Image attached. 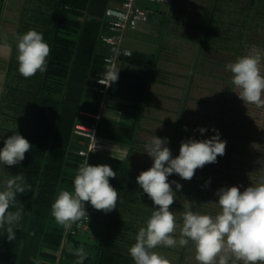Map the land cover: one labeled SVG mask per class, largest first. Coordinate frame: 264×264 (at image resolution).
Returning <instances> with one entry per match:
<instances>
[{"label": "trees", "instance_id": "1", "mask_svg": "<svg viewBox=\"0 0 264 264\" xmlns=\"http://www.w3.org/2000/svg\"><path fill=\"white\" fill-rule=\"evenodd\" d=\"M112 1L29 0L23 8L22 25L20 22L16 37L29 30H36L43 34L45 42L51 48V53L48 57L47 70L25 79L18 71L15 38L8 76L12 71L15 75L13 82L9 84L8 96L1 97L0 115L7 116L8 122H18L16 124L18 127L0 124V150L3 149L5 140L17 132L33 147L18 165L17 174L11 166L9 174L3 175V178L23 174L27 183L31 184L32 190L31 192L26 191L23 195L17 194L16 207H24L25 212L16 229V239L13 242L7 241L6 229H0V264H76L78 258L73 255V250L81 246L89 254L84 264H134L126 246L129 245L130 248L135 243V239L131 234L128 236L126 232L133 231L132 228H135V225L132 226V224H136L140 217L134 213L133 215L126 213L131 205L140 201L141 196H147L137 184L139 174L133 169L137 166L134 157H149L145 153V146L148 143L140 137L144 130L142 120L146 117L147 109L154 107L160 110L162 96L165 98L170 96L164 92L155 91V86L168 90L171 88L172 91L173 89L177 91V89L163 80L160 72L164 68L158 66V55H147L135 51L131 56L121 54L116 63V68L120 71L119 79L112 84L110 92H113L115 88L120 89L119 93L116 90L115 92L117 94L124 92L128 97L113 95L124 101L135 103L137 110L133 113L111 111L115 115L102 111L103 93L101 91L104 86L97 82V78L99 75L103 76L108 67L106 58L109 57V53L101 47V40L103 36L112 34L103 18ZM221 2L222 0H218L217 6L213 9L216 17L223 15ZM6 5V0H0V30ZM237 6L243 7L244 10L236 13H241L246 17L242 29L237 22L231 24L230 17L228 22H223L222 29L217 26L212 27L216 21L210 12V18L207 13L205 16L210 27L203 25L202 29L200 27L196 29V33L194 30L189 31L196 34V51L197 45L200 47L195 54L197 57L196 71L190 75L189 86L181 88L186 89L185 102H189L190 93L187 92L193 86L194 74L203 70L199 68V65L202 51L205 47L208 48L209 39H221L220 36L226 34L223 40L226 42L227 30H235L234 36L230 37L235 40L231 47H235L236 43L240 42L238 47H243V50L246 47V51L237 52L228 45L226 49L234 51L236 55L240 54L239 57L248 52L257 53L252 51V46L264 47L256 43L259 42L257 38L262 37L259 35V26L264 25V0H244V3L238 2ZM225 23H228L226 27ZM137 31H128L127 34H135L138 33ZM250 45L252 49L248 50ZM218 47L220 46L216 48ZM125 48L128 49L126 46ZM188 66L191 65H187V68ZM203 73L209 76L214 74L213 72L208 73L207 70ZM170 75L172 73L168 77ZM232 90L233 87L226 95L229 96ZM148 96H154L153 99H157V103L149 104ZM222 107H224V116L231 112L229 104ZM6 108L9 113L2 114V110ZM185 109L183 106L179 109L182 118L188 114L187 110L184 111ZM78 124L97 128L98 145L103 147L101 152L92 153L88 157L79 154L80 150L88 148L89 140L75 133V127ZM181 124L189 127L184 118ZM212 133L215 132L212 131ZM183 135L196 140L207 139L201 135L190 136L186 132L177 136L182 137ZM180 142V140L174 142L172 153L176 152L174 149H180ZM107 143L126 145L128 147L127 156L122 157L124 154L121 153L119 155L110 153ZM107 156L117 165L115 169L113 168L117 174L116 178L110 179L111 185L119 191L117 209L109 213L97 210L98 212L91 215L90 220L82 229L74 234L71 231L66 232L51 215L54 199L61 189L74 191V176L84 160L88 159L91 166H98V161L108 159ZM221 157L223 156L217 158L216 163L202 168L203 178L200 181L197 180L200 183L199 194L185 193L189 197H199L198 201L202 204L200 205L201 210L192 208L193 211L212 216L217 213L213 208L210 209L207 203L211 200L209 193L214 185L218 184L217 175L220 174L228 182L233 180L230 174L232 169L226 166L229 164L228 160L223 159V163ZM255 164L254 166L259 168L262 163L256 162ZM220 165L225 166L220 168ZM204 177L206 183H203ZM188 185L183 186L188 190ZM205 200H207L206 210L205 206L203 207ZM150 202L154 208L151 199ZM16 207L10 208V211H15ZM141 221L144 223L143 220ZM123 225L126 226L125 229ZM123 244L126 246L123 247Z\"/></svg>", "mask_w": 264, "mask_h": 264}, {"label": "clouds", "instance_id": "2", "mask_svg": "<svg viewBox=\"0 0 264 264\" xmlns=\"http://www.w3.org/2000/svg\"><path fill=\"white\" fill-rule=\"evenodd\" d=\"M3 39L7 41L6 34ZM16 41L19 73L29 79L38 72H45L51 48L43 34L29 30L18 35ZM107 64L98 83L110 87L118 81L120 71L111 60ZM225 67L232 74L231 84L239 90L238 97L244 103L264 107L262 56L249 53ZM198 131L203 134L208 130L199 128ZM212 131L216 135L209 139L182 141L176 158L167 146L168 138L154 136L145 146L154 163L139 174L137 184L155 207L146 226L139 228L135 243L129 248L134 264H170L169 259L154 249L177 245L187 247L189 242L195 246L197 264H264V177L244 191L237 186L220 188L215 193L218 203L214 204L220 209L215 216L193 211V204L188 202L180 213V238H175L177 217L170 207L175 203L176 192L182 189V185L175 180L169 182L168 178L177 174L181 179L191 181L198 169L216 163L218 157L225 155L227 142L221 140L217 129ZM32 147L18 132L11 135L0 150V164L9 167L20 164ZM261 163L264 164V161ZM116 175L108 165L91 166L88 159L84 160L74 176V191L61 189L54 199L51 215L56 223L66 232L70 231L74 224L88 218L86 203L105 213L117 209L119 191L110 183ZM172 185H175L176 192ZM31 190L32 186L23 174L9 176L3 181L0 189V229H6L9 242L16 239V229L25 212L24 207H16L17 194L23 195ZM13 207L16 210L10 211ZM73 255L78 258L76 264H84L89 254L81 246L73 250Z\"/></svg>", "mask_w": 264, "mask_h": 264}, {"label": "rangeland", "instance_id": "3", "mask_svg": "<svg viewBox=\"0 0 264 264\" xmlns=\"http://www.w3.org/2000/svg\"><path fill=\"white\" fill-rule=\"evenodd\" d=\"M24 1L26 2V4L29 3V0H6L8 7L5 10V15L10 16V18L8 19V21L3 23L0 31V48L3 47L4 49H0V52H4L6 58L10 56V51L12 50L11 42L15 41L16 38L14 37V31L17 29L13 28V26L15 27L16 23H18L20 20V18L15 14L11 15V8L15 9L14 13H16V11L20 12L22 7L24 6ZM217 1L218 0H189L190 3H181L182 5H184L183 10L180 9L177 11V9H173V11L170 12L167 17L155 15L154 21L156 20L155 25L157 29L155 28L153 30L162 32V40L156 46H147V48L152 50V53H150L152 55L155 52H162V57H164L166 60V62L162 65V68H165V72L162 75V77H164L163 80L165 82L167 81L171 87L176 88L177 91H174V89L172 91L170 90L171 88L168 90L164 89V87L162 89L157 86L154 87L155 91H158L160 89L161 91L163 90L165 94H168L170 96L168 98H165L163 96L160 98L162 102L159 107L160 110L151 107L150 109H147L145 111V116L151 117L149 119L146 117L143 118L142 121L144 124V130L141 132L140 137L142 140H145L146 143H149L147 141H151V138L154 136L161 139L162 137L168 138L169 144L167 146L171 149L172 152V145L174 144V142L178 140L182 142L193 138L187 137L188 135H183L182 137L177 135H182L186 132L189 133L190 136L201 135L209 139L212 136L216 135L215 133H212V129H217L220 134L221 140L227 142L226 153L223 157H221V161L224 163L223 159L228 160L227 163L229 164H226V166L232 169L230 174L231 178L233 179L231 180V182H228V180L222 177L220 174L217 175L218 184L214 185L213 189L209 193L211 200H205L204 202L203 207L205 206L207 201V203L209 204V208H213L214 211L218 213L220 209L214 203H218V197L215 195V193L220 188L237 186L240 187L241 191H244L247 187L255 185L261 177H264V164H261L259 168L254 166L256 162L261 163V161H264V107H257L254 104L244 103L238 97L239 90L231 84L232 74L231 72L226 70L225 66L229 63L235 62L239 57L238 55H240H236L234 51H229L226 49L227 45L231 47L233 45V42L235 41L230 39V37H233L236 33V31L233 29L227 30L228 32H226L227 39H229V41H227L226 39V42H223L224 38H226V34L221 35V39L212 38L211 40H208V48L205 47L204 51H202L201 63L199 65V68H202L203 72L207 70L208 73L213 72L214 74L212 76H209L202 71L194 74L193 86L187 92L188 94L190 93L189 102H185L186 89L181 88L189 86V74L191 75L196 71L195 62L197 57L195 54L200 47L197 45L196 51L197 42L195 41L196 34L194 35V33H196V29H198L199 27L202 29L203 25H208V27H210V23L207 24L205 16H207L208 14L210 18L211 15H214L213 9L215 8V6H217ZM139 2L141 3H139V5L146 11H148L146 9V4L153 6L158 5L156 3H149L144 1ZM238 2L244 3V0H222L220 6L221 9H223V15L220 14L218 15V17L214 15V21H216V23L212 24V27L217 26L222 29V24L224 25L223 22H228V18L230 17V23L234 24L235 22H237L240 25V29H242V25H245L243 22L245 21L246 17L241 13H236L237 11L244 10L243 7L241 8L240 6H237ZM142 3L145 4L142 5ZM210 12L212 13L211 15L209 14ZM227 25L228 23H225V27ZM193 30L194 33L189 32H193ZM5 34L7 35V41H4L3 39V36ZM259 35H261L262 37H258L257 41L259 42L256 43H260L259 45H264L263 24L259 26ZM218 45L220 47L216 48ZM239 45L240 42L236 43L235 47L231 48H234L237 52H245L246 47H244L243 50V47H238ZM252 47L253 49L250 45V48L248 50L252 49V51L260 53V55L264 57V47ZM132 48L135 52L141 50L138 44L133 45ZM249 53L251 52H248L247 54ZM192 60H194V62ZM187 65L191 66L187 68ZM262 70H264V60H262ZM170 73H172V75L168 77ZM4 74L5 68L3 73L0 75V80L2 81L1 84H5L4 87L6 88L10 81L11 83L13 82L15 72L12 71L9 74L8 78H6V83H3V80H6L4 79ZM231 87H233V90L231 91L230 95L227 96L226 93ZM9 88L10 87L8 86L6 89ZM115 90L118 93L120 92V89L115 88L113 89V94L120 97L126 96L124 92L117 94ZM153 98L155 97H147L149 104H151V102L157 103V99ZM226 104H229V106L231 107V112L227 113L226 116H224V107L222 106H225ZM181 106L186 108L184 111H188V114L183 117L184 121L189 124V127H186L187 130H185V124H181L183 120L182 114L179 113V109ZM3 113L7 115L9 113L8 109L6 108L2 110V114ZM106 113L115 115L110 110L106 111ZM6 117L7 116H5L4 114L0 115V124H10V126H14L18 123L8 122ZM20 125H22V123H20ZM16 126L18 127V125ZM199 128H205L208 131L201 134L198 131ZM169 137L171 139H169ZM254 144L256 145L255 147H253ZM174 150L176 152H173L172 156L173 158H176L180 149ZM110 159L111 158L108 157V159L99 160L97 165L99 166L104 164L110 166L112 169H115L117 165ZM133 159L136 160L137 164V166H135L133 169L138 174L151 168L154 163L151 158L149 159V157H134ZM224 166L225 165H220L219 167L224 168ZM13 167V170L16 171L15 174H17L18 165H15ZM10 169L11 167L0 164V189H2L3 181L5 180L3 178V175L9 174ZM202 178L203 169H198L196 171L193 178L194 181L188 182L186 180H183L177 174H173L168 178L172 179L169 180V182L175 180L182 185V189L178 192H176L175 185H172L173 191L176 192L177 199L173 206L170 207V211L176 213L177 217L176 222L178 227L175 234V238L177 240H179L180 238L179 226L182 225V218L180 216V213L184 211V207L188 202L192 203L193 205H191V207L195 208L196 210L200 208V205H202L198 201L199 197H189L185 195V193L192 192L195 194H199L200 183H198L197 180L200 181ZM221 178H223L224 180H222ZM188 183H190V185H188ZM203 183H206L205 177ZM186 184L188 185V190L183 186ZM143 197L141 196L140 201H138L134 205H131L128 209V212L126 213L131 215H133L134 213L140 217V219L136 221V224H132V226L135 225V228H132L133 231L126 232L128 236H130L131 234L133 239H135L136 233L139 228L146 226V222L150 218L153 209V204H150L151 202L149 197ZM215 197L217 199H214ZM206 208L207 207L205 206V210ZM141 220H143L144 223ZM125 228L126 226L123 225V229ZM127 229H129V227H127ZM124 246L126 245L123 244V247ZM126 249H129V245L126 246ZM154 251L169 259L170 264H197V261L195 260V246L194 244H192V242H189V245L187 247H180L179 245L171 248L161 246L154 249Z\"/></svg>", "mask_w": 264, "mask_h": 264}, {"label": "built area", "instance_id": "4", "mask_svg": "<svg viewBox=\"0 0 264 264\" xmlns=\"http://www.w3.org/2000/svg\"><path fill=\"white\" fill-rule=\"evenodd\" d=\"M117 2L116 6H109L104 14V21L110 28L111 35L103 36L101 40V47L104 48L108 53L109 57L106 61L111 60L116 65L121 54L131 56L132 51L125 48V36L128 31L137 30L140 26L147 25L149 23L148 12L143 9L140 5H137L138 1H144L149 3H170L171 0H114ZM103 77L98 76L97 82ZM101 85V84H100ZM104 86V85H102ZM110 87L104 86L101 91L103 93L102 111H118V112H135L137 105L128 101H124L114 96L110 92ZM75 133L89 140V146L87 149L79 151L81 156L88 157L92 153L101 152L102 146H99V139L97 136V128L94 126H85L78 124L75 127ZM85 209L88 214V218H83L77 224H74L70 230L74 234L77 230L82 229L91 218L92 214H96L98 211L94 209L90 203L85 204Z\"/></svg>", "mask_w": 264, "mask_h": 264}, {"label": "crops", "instance_id": "5", "mask_svg": "<svg viewBox=\"0 0 264 264\" xmlns=\"http://www.w3.org/2000/svg\"><path fill=\"white\" fill-rule=\"evenodd\" d=\"M183 2H189V0H171L170 3H167V4L166 3H156L158 5H154V6L146 4V7H147L146 9L148 10L147 12H148V15H149V23L147 25L140 26L137 29L138 33H135L136 35L134 33L126 34L124 46L128 47V49L131 47L130 49L132 50V52H134L132 47H133V45L138 44L140 49H141L138 52L150 55V53H152V50L148 49L147 46H156L162 40V32H158L156 30H153V29L156 28V25H155L156 20L154 21L155 15H159V16H162V17H167L169 15V13L173 11V9H177V11L180 10V9L183 10L184 9L183 8L184 5L181 4ZM139 3L140 2L138 1L137 5H139ZM25 4H26V2L24 1V6L22 7L20 12L16 11V13H14L15 9L11 8V15L15 14L16 16H18L20 18L19 22L16 23V26L15 27L13 26V28L17 29V30L14 31L15 32V36L14 37H16L18 28L20 26L21 15H22L23 8L25 7ZM143 4H145V3H142V5ZM110 5L111 6H113V5L116 6L117 2L113 0ZM7 7H8V5H6L5 10H6ZM5 10H4V16H3L2 24L5 23L6 21H8V19L10 18V16H6L5 15ZM152 13H153V15H152ZM4 18H6V19H4ZM21 25H22V22H21ZM14 44H15V41H12L11 42L12 49L14 47ZM0 49L4 50L3 47L0 48ZM12 54H13L12 50L10 51V56L7 57V58L4 55V52L0 54V63H1L0 64V75L3 73L4 68H5L4 79L8 78L9 61H10V57H11ZM154 55H158L159 56V64H158L159 67L162 66L166 62L165 58L162 57V55H163L162 52H155ZM6 62H7V65H6ZM188 67H190V66H188ZM162 71L165 72V68ZM162 71L160 72L161 76L163 75ZM189 77H190V74H189ZM6 81H7V79L3 80V83H6ZM1 83H2V81L0 80V101H1V97L2 96H5V97L8 96L10 90L6 89V88L9 86L11 81L7 85L6 88L4 87L5 84L3 85ZM159 88L162 89V87H160V86H159ZM160 89L158 90L159 93L163 92V90L161 91ZM166 95L169 96L168 94H166ZM162 139H164V137H162ZM107 145H108L107 147L109 148L108 150H109L110 153L115 154V155H119L121 153V154H124L122 157L127 156L128 147L125 148L124 146L118 145V144H115V143H107ZM13 169H14V167H13Z\"/></svg>", "mask_w": 264, "mask_h": 264}, {"label": "water", "instance_id": "6", "mask_svg": "<svg viewBox=\"0 0 264 264\" xmlns=\"http://www.w3.org/2000/svg\"><path fill=\"white\" fill-rule=\"evenodd\" d=\"M122 146H124L125 148H127V146H126V145H122Z\"/></svg>", "mask_w": 264, "mask_h": 264}]
</instances>
